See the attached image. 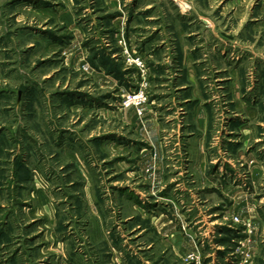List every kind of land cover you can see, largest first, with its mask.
Masks as SVG:
<instances>
[{
	"label": "rangeland",
	"instance_id": "obj_1",
	"mask_svg": "<svg viewBox=\"0 0 264 264\" xmlns=\"http://www.w3.org/2000/svg\"><path fill=\"white\" fill-rule=\"evenodd\" d=\"M247 248L264 264V0H0V264Z\"/></svg>",
	"mask_w": 264,
	"mask_h": 264
},
{
	"label": "built area",
	"instance_id": "obj_2",
	"mask_svg": "<svg viewBox=\"0 0 264 264\" xmlns=\"http://www.w3.org/2000/svg\"><path fill=\"white\" fill-rule=\"evenodd\" d=\"M145 101V97L143 95V92L142 91H139L138 93H134V94H131V95H128L127 96V99L124 101V104H130V103H133V104H139V103H142ZM233 220L234 221H238V217L237 216H234L233 217ZM247 239H245L246 242H249V236H250V233H251V229H249V224L247 223ZM244 246V245H243ZM250 250L247 248V249H244V251H242V256L240 258V260L238 261V264H249V261H250ZM191 258H195L194 256H192Z\"/></svg>",
	"mask_w": 264,
	"mask_h": 264
}]
</instances>
